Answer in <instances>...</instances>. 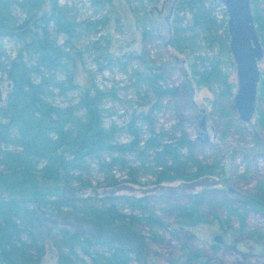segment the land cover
<instances>
[{
	"label": "trees",
	"instance_id": "1",
	"mask_svg": "<svg viewBox=\"0 0 264 264\" xmlns=\"http://www.w3.org/2000/svg\"><path fill=\"white\" fill-rule=\"evenodd\" d=\"M250 3L262 37L264 18L257 0ZM173 4L172 39L167 44L177 50L195 52L204 47L212 51V57L195 56L201 67L197 69L194 61L192 73L197 81L218 84L221 94L233 98L236 84L220 71L222 55L230 56L224 8L217 0H173ZM219 7L221 19L216 17ZM64 9L58 0H0V41L8 38L19 45L13 57L0 64L9 82L5 103L0 105V264H42L48 244L54 264H144L137 251L142 238L137 226L149 227L147 238L160 243L163 239L153 229L164 228L167 219L173 220L170 233L183 237L179 248L186 263L208 264L204 253L194 247L192 229L212 217L225 223V239L231 238L235 230L231 219L236 217L238 231H243L248 209L262 210L261 196L251 193L243 206L235 205L220 188L218 205L212 194L215 185L190 193L188 202L167 200L158 190V214L151 201L155 193H111L123 183L151 187L206 176L219 179L221 186L222 171L217 161L198 158L197 143L180 128L181 121L174 126L177 132L156 128L154 112L161 109L164 98L176 95L165 82L163 66L146 51L104 55L108 41L99 35L91 41V50L109 63L115 60L125 66V71L138 61L140 66L130 71L134 85L146 86L142 96L146 107L133 111L123 125L103 124L100 103L106 93L83 67L89 46L79 49L77 41L83 30H96L106 20L83 25ZM142 13L147 14L144 8ZM148 33L143 31L144 36ZM95 61L101 68L98 57ZM58 71L64 74L61 83L66 88L81 90L75 105L59 107L48 102V88ZM80 74L84 80L78 82ZM263 95L261 77L253 121L244 123V128L254 125L264 130V112L258 104ZM230 109L235 114L232 100ZM122 133L127 135L125 141L118 139ZM94 171L101 175L95 185ZM144 177L149 179L142 181ZM217 207L225 214L223 220ZM253 235L258 240L264 237L258 232Z\"/></svg>",
	"mask_w": 264,
	"mask_h": 264
},
{
	"label": "rangeland",
	"instance_id": "2",
	"mask_svg": "<svg viewBox=\"0 0 264 264\" xmlns=\"http://www.w3.org/2000/svg\"><path fill=\"white\" fill-rule=\"evenodd\" d=\"M58 3L65 6L64 10L70 18L82 22L83 25H90L102 18L106 20V24L99 25L96 30H83L77 41L79 49L89 46V51L83 58V67L86 71L92 72L94 83L106 93L100 103L105 126L111 122L123 125L133 111L146 107L144 104L146 99L142 97L146 86L134 85L135 79L130 71L131 67L140 66L138 61L126 66L125 71V66L123 67L115 60L112 63L103 60L104 55L107 53L114 57L115 52L121 54L131 50L139 53L146 51L156 64L163 66L167 86L176 90V95L164 98L161 109L154 112L156 128L168 133L177 132L174 126L181 121L180 128L184 129L190 139L197 143L198 158L209 163L218 162L219 170L222 171L220 178L223 180V185L216 184L214 188L216 191L212 192L216 196L218 205L221 202L218 191L220 188L230 195L229 198L234 200L235 205L243 206L242 201L251 193L261 196L262 210L251 207L248 209L247 226L243 231H238L240 226L238 219L236 217L231 219L230 225L235 229L231 231V238L225 239V233L222 231L226 226L225 223L213 220L212 217L207 223L194 227L192 231L196 234L194 240L196 250L204 253L208 264H264V237L258 240L253 235L254 232H258L264 236V130L254 125L244 128V123L239 120L236 111L235 114L231 112L233 98L230 95L221 94L222 88L218 84L205 85L197 81L193 75L191 65L195 61V56L212 57V51L204 47L195 52L186 48L177 50L167 44L172 39L173 0H112L111 4L103 0H58ZM257 7L264 18V0H257ZM143 8L146 15L142 13ZM216 15L217 19L223 17L221 7L217 8ZM146 30L149 33L144 36L143 31ZM99 35L104 36L108 41L102 57L99 52H93L90 48L91 41ZM259 38L264 49V36ZM100 44L102 47L106 45L105 41ZM18 48L19 45L11 39L1 40L0 64L11 59ZM229 55H222L220 71L229 75L230 81L236 84L235 64L230 51ZM97 57L101 68L95 61ZM195 62L196 68H200L201 64L198 61ZM258 66L260 78H264V56ZM81 73L83 75L84 71ZM82 75L77 76L78 82L84 80ZM63 77L64 74L61 71L56 73L54 84L48 88V102L59 107L75 105L81 90L66 88L65 84L61 83ZM8 91L9 82L6 80L5 72L0 68L2 97L0 105L5 103ZM258 104L264 112V95L258 100ZM202 120L205 122V131L201 130ZM253 134H256L257 139ZM118 139L125 141L127 135L122 133ZM116 174L119 175L117 172ZM146 179L149 177L141 180ZM91 180L95 185L96 181L101 180V175L94 171ZM164 184L177 185L179 182ZM229 188H232V191H229ZM97 191L100 192L101 188H97ZM200 191L201 188H196L180 194L166 189L161 196L167 200L188 202L191 198L190 193ZM153 193L155 194L151 195V201L153 209L156 210L158 205L155 200L159 196L156 194L157 191ZM135 194L140 195L139 192ZM217 210L223 220L224 212H221L219 208ZM157 212L161 214L158 209ZM165 221L164 228L153 229V232L162 237L163 240L160 243L147 238L149 227L137 226L142 236L137 245L141 259L144 264H190L186 263L180 252L179 246L183 237L178 235L177 238L170 233L172 219ZM218 235L221 236L222 243L213 240ZM45 259L46 261L42 264H54L53 251L49 244Z\"/></svg>",
	"mask_w": 264,
	"mask_h": 264
},
{
	"label": "water",
	"instance_id": "3",
	"mask_svg": "<svg viewBox=\"0 0 264 264\" xmlns=\"http://www.w3.org/2000/svg\"><path fill=\"white\" fill-rule=\"evenodd\" d=\"M217 1L223 6L227 14L226 29L229 37V51L236 70L233 106L239 120L242 123H250L255 113L257 88L260 80L258 64L264 56V49L254 22L250 0ZM200 126L202 131L206 130L204 120L201 121ZM219 183V179L206 176L192 181L179 182L177 185L159 184L151 187H140L123 183L110 192L147 194L164 189L192 191L196 188L214 186ZM229 191H232V188H229ZM213 240L222 243V238L219 235L215 236Z\"/></svg>",
	"mask_w": 264,
	"mask_h": 264
}]
</instances>
